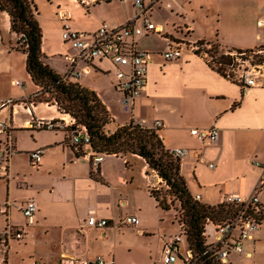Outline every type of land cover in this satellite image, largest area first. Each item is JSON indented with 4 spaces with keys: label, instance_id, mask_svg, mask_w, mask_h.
I'll return each instance as SVG.
<instances>
[{
    "label": "crops",
    "instance_id": "1",
    "mask_svg": "<svg viewBox=\"0 0 264 264\" xmlns=\"http://www.w3.org/2000/svg\"><path fill=\"white\" fill-rule=\"evenodd\" d=\"M76 1L64 6L67 14L73 16L77 10L84 18L98 20L91 28L79 29L69 18L70 25L79 30L95 31L103 22L117 26L134 13L133 0ZM191 1L162 0L152 20L156 24L169 21L172 33L137 37L138 47L151 51L152 56L147 86L136 102L134 116L149 127L157 120L163 122L155 131L166 149L188 150L181 158L180 173L193 196L200 195V202L213 205L225 193L251 195L264 176V167L253 162L264 163V85L244 90L191 49L174 60H166L161 52L173 37L214 41L220 52L264 47V25L258 24L264 17V13L258 15L264 0H221L215 21L203 20V24L194 20V6L209 12L214 3ZM19 39L10 14L0 7V121L11 123L9 134L15 146L7 170H0V206L7 207L0 214V231L7 224L25 228L24 239L12 241L7 252L0 247V264H60L63 254L90 260L102 255L107 264L158 263L165 243L180 231L174 209L162 206L153 194L154 186L163 185L162 178L137 153H106L95 164L90 148L72 143L71 127L48 128V121L67 119V114L56 102L38 99L41 87L27 70V53L20 49ZM42 51L44 62L60 75L68 69L65 55L75 53L66 42L52 50L44 30ZM86 66L79 63L80 68ZM114 72L109 59H98L77 80L94 90L106 106L110 133L132 121V115L122 108ZM213 127L220 132L217 143L203 142L191 132ZM5 142L6 134L0 133V146ZM38 147L44 150L43 158L33 164L30 152ZM259 194L264 204V184ZM31 197L38 211L35 223L28 225L21 206ZM90 211L108 218L109 225L88 228L82 234L78 227ZM129 214L137 215L140 224L122 223ZM187 242L183 237L182 251ZM263 243L264 227L246 242L243 253L231 254L233 263L260 262Z\"/></svg>",
    "mask_w": 264,
    "mask_h": 264
},
{
    "label": "built area",
    "instance_id": "2",
    "mask_svg": "<svg viewBox=\"0 0 264 264\" xmlns=\"http://www.w3.org/2000/svg\"><path fill=\"white\" fill-rule=\"evenodd\" d=\"M162 0H133L134 13L124 23L117 26H111L103 22L95 31H84L73 28L68 22V16L63 18L64 31L63 39L69 41L71 47L75 50L73 54H66L68 69L62 75L64 81H77L88 71L91 63L98 59H109L115 66L114 85L119 91L120 102L124 111L132 115V121L141 127L155 130L163 126V122L157 120L154 126L149 127L145 121H137L134 116V108L137 100L143 95L147 86V73L152 52L146 49H140L137 43V37L151 33L160 35L171 34L169 21L163 24H156L152 20V12L157 4ZM259 25H264V17L258 21ZM178 38V37H177ZM23 42L24 37H20ZM199 42V41H197ZM183 42L172 40L170 44L161 52L166 60L181 58L185 47ZM211 48L212 45L208 44ZM197 46L191 50L194 51ZM208 50V49H206ZM206 50L199 54L210 55L211 59L205 56L209 63L216 69L223 68L222 74L229 79L239 83L244 90L250 87L264 85V47H256L247 50H228L224 53L230 55L233 59L229 63L216 62L211 52ZM198 53V52H197ZM85 62L86 67L80 68L79 63ZM61 121H48V128L57 126H68L72 128V143L80 147L91 149V157L95 164H100L105 159V153L96 152L91 144V135L87 128L77 124L76 118L70 113ZM11 123L0 121V133L6 134V142L0 146V170H7L9 159L15 153L13 139L9 134ZM199 140L207 143H217L219 139V129L213 127L207 130L194 128L191 130ZM44 150L38 147L30 152L33 164H38L43 158ZM169 153L181 160L188 154L186 148H174ZM257 165L264 163L253 161ZM214 164H210L213 167ZM264 184V176L260 178L254 192L251 195H242L240 193L223 194L218 204L233 207L229 217L219 223H214L207 219L204 224L203 236L205 238V249L202 252L196 251L190 246L185 251L180 249V243L183 237H186V224L182 217L177 219L180 227V233L167 241L164 245L160 261L153 264H200L205 255H210L218 264H234L231 254L243 253L247 241L253 239L255 234L264 227V204L262 203L259 191ZM155 189H159L154 186ZM194 198L201 201V196ZM218 204H213L216 206ZM24 216L27 218L28 225L35 223V215L38 211V203L31 197L21 206ZM7 207L0 206V214L5 213ZM141 222L137 215L129 214L124 217L122 223L129 225H139ZM109 225V219L98 217L95 211H90L84 223L78 227V231L87 234L88 228H104ZM25 236V228L21 225L7 224L0 231V247L3 252L12 241H21ZM188 241V240H187ZM60 264H107V260L102 255L90 260L79 255L63 254Z\"/></svg>",
    "mask_w": 264,
    "mask_h": 264
},
{
    "label": "trees",
    "instance_id": "3",
    "mask_svg": "<svg viewBox=\"0 0 264 264\" xmlns=\"http://www.w3.org/2000/svg\"><path fill=\"white\" fill-rule=\"evenodd\" d=\"M0 7L10 14L13 31L26 39L25 42L19 39L20 49L27 53V70L34 82L41 87V93H55L54 100H42L56 102L61 111L76 118L77 124L86 126L96 152L137 153L143 156L181 201L182 208L187 213L182 219L186 224L187 240L191 247L202 252L205 249L203 230L207 219L219 223L230 216L233 207L222 204L212 206L196 200L180 173L181 160L169 153L157 131L136 125L133 121L112 133L107 131L111 116L97 93L77 81H64L62 75L44 62L43 30L37 16L40 13L39 7L34 0H0ZM211 45L213 48L206 51L211 52L216 62L232 61L230 55L219 51L218 44L212 42ZM218 70L222 72L223 68ZM156 198L158 199L157 196ZM160 204L168 206L162 202ZM200 264L218 263L210 255H205Z\"/></svg>",
    "mask_w": 264,
    "mask_h": 264
},
{
    "label": "rangeland",
    "instance_id": "4",
    "mask_svg": "<svg viewBox=\"0 0 264 264\" xmlns=\"http://www.w3.org/2000/svg\"><path fill=\"white\" fill-rule=\"evenodd\" d=\"M87 1H91V0H87ZM71 2H72V0H39L38 5H39L40 15H39L38 19L41 23V27L44 30L46 44L48 46L50 45L52 50L61 49V44L65 43L63 36H62L63 31H64V28L62 26V25H64L63 24V18H66L65 16L68 15V18L71 19L70 21L75 22L79 26V29L91 28L92 26H95L98 22V20L94 17H92V18L82 17L77 10L73 11V16L67 14V12H66L67 10L64 8V6L71 4ZM78 2L82 3V0L76 1V3H78ZM191 2L193 4V0ZM211 2H213L215 5L211 4L212 9H210V10L208 9L209 12L201 11V10L199 11L197 9V6H194V8H193L194 9V15L193 16H194V20L196 22L203 24V20H204V23H212L213 21H215L216 15L218 14V10L220 9L221 0H211ZM206 7H207V5H206ZM206 7H204L203 10H205ZM85 9H87V8H85ZM260 11H259L258 15H261L264 13V9H262V10L260 9ZM205 16H207V18H205ZM171 25H172V23H169V26H171ZM178 28H180V26ZM181 29H183V28L181 27ZM19 37H20V35H19ZM173 40L183 42L184 44H182V45L185 47V49H189V50L192 49L194 46L198 45V48H195V50H194L195 52L210 49L208 44H205V41H201L202 43L204 42L203 44H201L200 42H191V41H188L186 39L177 38V37H173ZM213 43H214V41H213ZM68 44H69V41L66 42V45H68ZM72 52L69 54H72ZM61 54H62V52H61ZM58 56L61 57L60 53H58ZM205 56L208 57L209 59H211L210 55H205ZM54 96H55L54 92H52V93L44 92L38 96V99H40V100H42V99L54 100L53 99ZM67 118H69V117H67ZM128 154H130V153H128ZM158 175H159V173H158ZM161 184H163V185L162 186L157 185L159 189H153V194L158 197L160 202L165 203L166 205L170 206V208L174 209V212L176 214V218L179 219L180 217H182L184 219V217L187 216V213L182 208L181 201L178 199V197L175 194H173L171 192V190H170L171 188L168 186V184L165 182V180H163V178H162ZM179 233H180V231L178 232V234ZM263 244H261L262 248L259 249L263 255L262 260L260 262L259 261L255 262L253 259V260L248 261L245 264H264V245ZM238 263L237 262L235 263V261H234V264H238Z\"/></svg>",
    "mask_w": 264,
    "mask_h": 264
}]
</instances>
